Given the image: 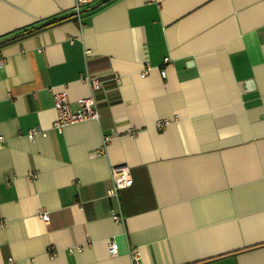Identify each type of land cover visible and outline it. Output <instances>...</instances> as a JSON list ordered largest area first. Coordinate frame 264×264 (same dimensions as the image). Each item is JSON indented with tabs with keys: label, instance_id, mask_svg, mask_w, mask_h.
I'll return each mask as SVG.
<instances>
[{
	"label": "crops",
	"instance_id": "0c3cea01",
	"mask_svg": "<svg viewBox=\"0 0 264 264\" xmlns=\"http://www.w3.org/2000/svg\"><path fill=\"white\" fill-rule=\"evenodd\" d=\"M74 5L0 0V264H264V0Z\"/></svg>",
	"mask_w": 264,
	"mask_h": 264
},
{
	"label": "built area",
	"instance_id": "2783aa9c",
	"mask_svg": "<svg viewBox=\"0 0 264 264\" xmlns=\"http://www.w3.org/2000/svg\"><path fill=\"white\" fill-rule=\"evenodd\" d=\"M95 0H75L74 11L79 14V12L85 6L91 5L94 3ZM169 60L165 59L164 63H168ZM0 65L2 62L0 61ZM149 69V64L146 62V70L141 73V77L144 78L146 76L147 70ZM161 76L165 77V72L161 71ZM84 83H86L92 91H98L103 88L106 81L103 79L96 77V76H86L83 79ZM112 82L117 83L118 78L116 76H112ZM53 102H54V110L55 112V120L52 124V128L57 133H62L63 129L67 126L72 124H77L86 120H98V111L96 109V103L92 98H84L79 100L78 103V110L72 111L70 102L68 100V96L65 92L56 93L53 95ZM38 134L37 130H31L28 134V138L32 140L34 136ZM130 135H134V132L130 131ZM42 136H45V133L41 132ZM105 142L110 140L109 137H106ZM128 171L126 168L122 167H115L112 169V188L107 191L108 197L116 198L118 196V192L120 190L127 189L132 184V179L129 177ZM29 177L31 179L36 178V174L30 172ZM40 219L44 223H48V215L46 212L40 213ZM112 221L114 223H120L122 218L119 214L112 215ZM108 253L110 256L114 257L117 255L118 252V245L111 240L108 243ZM9 264H14L12 260H8ZM130 264H139V254L137 251L133 250L131 252V263Z\"/></svg>",
	"mask_w": 264,
	"mask_h": 264
},
{
	"label": "trees",
	"instance_id": "16d2710c",
	"mask_svg": "<svg viewBox=\"0 0 264 264\" xmlns=\"http://www.w3.org/2000/svg\"><path fill=\"white\" fill-rule=\"evenodd\" d=\"M56 23H57V21H53V22H51V23H49V24H47V25L43 26L42 28H44V27H47V26L54 25V24H56Z\"/></svg>",
	"mask_w": 264,
	"mask_h": 264
},
{
	"label": "water",
	"instance_id": "95a60500",
	"mask_svg": "<svg viewBox=\"0 0 264 264\" xmlns=\"http://www.w3.org/2000/svg\"><path fill=\"white\" fill-rule=\"evenodd\" d=\"M104 2H108V0H104ZM97 7H98V5L94 6L92 9H95V8H97ZM79 14H82L81 11L79 12ZM79 14H78V15H79Z\"/></svg>",
	"mask_w": 264,
	"mask_h": 264
}]
</instances>
